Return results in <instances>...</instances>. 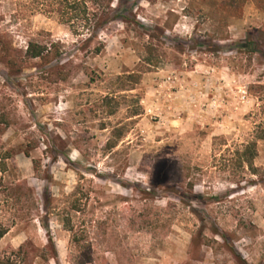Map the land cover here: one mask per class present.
<instances>
[{"label": "rangeland", "instance_id": "rangeland-1", "mask_svg": "<svg viewBox=\"0 0 264 264\" xmlns=\"http://www.w3.org/2000/svg\"><path fill=\"white\" fill-rule=\"evenodd\" d=\"M112 5L0 0V264H264V0Z\"/></svg>", "mask_w": 264, "mask_h": 264}, {"label": "trees", "instance_id": "trees-1", "mask_svg": "<svg viewBox=\"0 0 264 264\" xmlns=\"http://www.w3.org/2000/svg\"><path fill=\"white\" fill-rule=\"evenodd\" d=\"M112 3L113 0H58L59 22L68 25L76 35L86 37L84 43H90L107 25L117 19L122 22L126 21L125 17L116 13ZM92 6H97L94 12H91ZM100 10L101 12H99ZM99 49H95V54L99 53ZM45 51V47L29 43L25 54L29 59H37L43 57ZM149 64L156 65L151 62ZM243 157L247 164H251L255 157L254 142L245 147ZM5 170V166L0 167L1 172H5ZM7 232L8 228L0 222V240Z\"/></svg>", "mask_w": 264, "mask_h": 264}]
</instances>
